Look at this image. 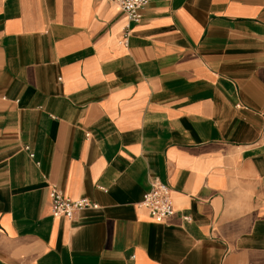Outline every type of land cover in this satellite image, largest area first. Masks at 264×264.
I'll use <instances>...</instances> for the list:
<instances>
[{"label":"crops","instance_id":"1","mask_svg":"<svg viewBox=\"0 0 264 264\" xmlns=\"http://www.w3.org/2000/svg\"><path fill=\"white\" fill-rule=\"evenodd\" d=\"M141 15L0 0V264H264V0ZM51 187L97 207L53 218Z\"/></svg>","mask_w":264,"mask_h":264},{"label":"built area","instance_id":"2","mask_svg":"<svg viewBox=\"0 0 264 264\" xmlns=\"http://www.w3.org/2000/svg\"><path fill=\"white\" fill-rule=\"evenodd\" d=\"M122 12L130 23H138L141 18L142 10L151 0H110ZM128 34L126 33L124 39ZM32 158V156H30ZM51 203V215L53 218L64 217L72 220L75 214L90 208H96L86 199L70 200L66 198L61 191L51 187L48 192ZM140 207L147 210L149 217L157 224H165L174 215V209L171 201L170 189L159 182L152 185L151 189L143 196L139 204Z\"/></svg>","mask_w":264,"mask_h":264}]
</instances>
